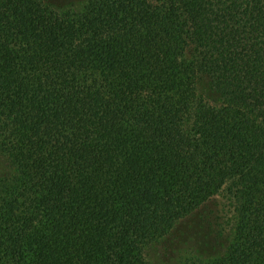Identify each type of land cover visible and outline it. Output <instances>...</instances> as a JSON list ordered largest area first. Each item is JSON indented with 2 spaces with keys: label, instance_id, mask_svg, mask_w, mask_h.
Returning <instances> with one entry per match:
<instances>
[{
  "label": "trees",
  "instance_id": "16d2710c",
  "mask_svg": "<svg viewBox=\"0 0 264 264\" xmlns=\"http://www.w3.org/2000/svg\"><path fill=\"white\" fill-rule=\"evenodd\" d=\"M0 156V264H264V0H0Z\"/></svg>",
  "mask_w": 264,
  "mask_h": 264
},
{
  "label": "rangeland",
  "instance_id": "374dc122",
  "mask_svg": "<svg viewBox=\"0 0 264 264\" xmlns=\"http://www.w3.org/2000/svg\"><path fill=\"white\" fill-rule=\"evenodd\" d=\"M71 5L73 9L81 8L80 3L76 1L71 2ZM198 90L199 93L203 95V97L208 103H210L211 105H217V101L210 96L211 94H209V91H206V89H204L201 84H198ZM5 170L6 163L0 156V172H3ZM208 206L212 207L213 209H218L216 202L208 203L207 205L202 206L201 208L194 211L192 215H190L186 219H183L175 227V231L181 234L180 238L183 241V245H180V247L182 249L187 247L188 249L200 250L202 252H208L209 254H211L218 251V249H221V247L224 246L226 242H228V237L226 238V233L225 237L223 238L224 241H221L216 237L211 227L207 224V220L213 222L212 217L207 219L204 216ZM198 219H200L201 221L197 225V221H199ZM176 241L180 242V239L178 238ZM220 242L221 244H219ZM154 257L155 253L150 252L149 258L154 259ZM174 258L175 256L173 257V259Z\"/></svg>",
  "mask_w": 264,
  "mask_h": 264
}]
</instances>
